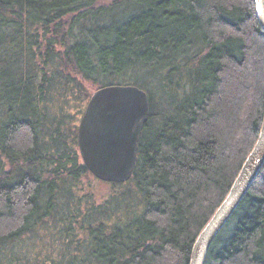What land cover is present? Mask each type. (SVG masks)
I'll use <instances>...</instances> for the list:
<instances>
[{"label":"trees","instance_id":"1","mask_svg":"<svg viewBox=\"0 0 264 264\" xmlns=\"http://www.w3.org/2000/svg\"><path fill=\"white\" fill-rule=\"evenodd\" d=\"M105 1L0 0V248L14 264L29 253L21 240L44 231L57 250L29 263L189 264L258 136L264 33L253 0H128L135 12L117 20ZM49 29L59 52L46 40L41 67L29 68L32 39ZM143 70L160 77L164 111L153 114L146 93L133 176L97 203L76 122L99 88L145 89L124 78ZM66 99L82 111L66 112ZM205 264H264V166Z\"/></svg>","mask_w":264,"mask_h":264},{"label":"water","instance_id":"2","mask_svg":"<svg viewBox=\"0 0 264 264\" xmlns=\"http://www.w3.org/2000/svg\"><path fill=\"white\" fill-rule=\"evenodd\" d=\"M264 33V0H253ZM150 116L148 96L135 86L111 85L95 90L77 127V147L88 173L101 183L124 184L135 170L143 129ZM264 166V113L257 139L227 195L199 232L189 264H205L207 253L227 225Z\"/></svg>","mask_w":264,"mask_h":264},{"label":"rangeland","instance_id":"3","mask_svg":"<svg viewBox=\"0 0 264 264\" xmlns=\"http://www.w3.org/2000/svg\"><path fill=\"white\" fill-rule=\"evenodd\" d=\"M100 5H101V8L105 10V12L112 14L115 20L125 18L129 14H132V12H135L134 11L135 9L133 10V6L128 0H107ZM51 30L49 29L47 31V34L45 37H44V33L39 31L36 35V38L32 39V42H34L32 44H35V45H30V48H31L30 50L33 53V55H31V58H29V61H28L29 68H34L35 70H38V68L41 67V61L43 60L44 53L47 50L45 48L46 40L52 39L55 42V45L53 46L52 49L49 47V49L52 51L53 54H55V51L59 52L58 51L59 49L57 47V42H59L60 39L58 36L57 37L55 35L52 36L53 34ZM22 47L23 48L20 49L21 51L16 56L17 58L22 60V62H20V60L19 61L17 60V63L14 62V64L16 63L18 66H21V67H23L22 64L28 60L25 57L26 53L25 52L23 53V49L25 50V45L23 44ZM11 71L15 75H17L18 73L20 75L22 74V71L17 72V73L13 70ZM147 71L148 70H143L141 72H136V74L133 72H130V73H127V75L124 76V78H125V81H131V82L136 81L148 91L147 92L145 89H143L146 93H148V95H151L153 114H159L164 111L165 100H166L160 88L161 80L157 73L149 74L147 73ZM81 83L83 84L86 92H90V90L93 91L95 89V87L91 85L92 84L91 82L81 81ZM108 83H109L108 81H103L101 85H106ZM118 83L131 84L129 82L127 83L124 81L118 82ZM66 102L67 103L65 105V108H63L66 112L73 114L75 112V109L73 107H79V106H80L79 112L82 111L83 103H76V102L74 103L70 99H66ZM80 117L81 116L75 118L74 116H71L70 123L74 121L76 122L77 119ZM78 123L79 122L77 121L76 126L78 125ZM89 186L91 187V192L94 195V198L97 201V203H102L104 200L108 199V197L111 196L113 193L112 192L113 188L107 183L91 182ZM50 234L51 233L44 231L42 232L40 236H34L35 234L33 233L30 235V238H31L30 240L28 239L21 240V243H23V250L29 252L25 254L27 256L29 255L30 257H33L32 255H37L34 257L42 258L47 254H51L52 252L54 253V251L57 250V249L55 250V246H58V245H55L54 243L50 241V239L52 238V234L51 236ZM29 242H32V244L27 245V243ZM51 243L55 245L54 247L51 246L53 249L49 247ZM18 244L21 246L20 243ZM2 248L3 250L0 248V264H14L15 261L12 260L13 256H4V252L7 247L4 246ZM27 256H23L22 258L23 261H21L20 264H37V263H29L26 259Z\"/></svg>","mask_w":264,"mask_h":264}]
</instances>
